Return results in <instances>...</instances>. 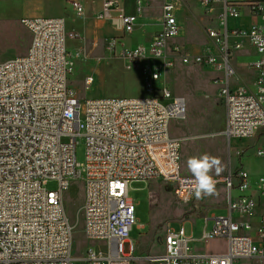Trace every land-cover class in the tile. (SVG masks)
<instances>
[{"label":"built area","instance_id":"1","mask_svg":"<svg viewBox=\"0 0 264 264\" xmlns=\"http://www.w3.org/2000/svg\"><path fill=\"white\" fill-rule=\"evenodd\" d=\"M76 17L85 16L81 0H64ZM144 0H136L138 13ZM205 14L222 7L220 27L209 32L212 44L192 54L169 41L181 36L178 0H164L161 30L149 47H124L120 52L127 70H139L153 89L163 72L174 67V52L181 62H194L222 74L219 97L226 109L222 136L248 140L264 132V25L249 31L229 28L228 20L247 8L262 17L258 1L196 0ZM116 0H104L99 19H110L123 34H132L136 15L120 12L112 16ZM264 17V16H263ZM264 19V18H263ZM31 34L24 56L0 63V264H74L76 225L70 220L65 193L72 184L83 182L84 200L77 211L87 240L106 246L107 251L89 249L85 264H132L141 260L131 232L138 222L136 205L129 197L134 183H161L170 187L177 200L195 199V178L182 173L180 137L171 124L187 116L185 98L173 97L168 89L161 96L145 98L86 99L82 103L69 85L73 63L67 47L76 40L68 33L66 20L59 17L23 18ZM120 42V41H119ZM118 42V43H119ZM117 41L109 48L115 52ZM248 45L258 59L248 67L256 74L255 92L233 89L235 69L231 61ZM96 83L94 74L85 78V88ZM172 103L163 105L160 99ZM85 139L86 160L79 164L77 140ZM245 151L237 152L240 158ZM264 157V147L256 153ZM213 177V176H212ZM216 188L223 184L229 215L205 218L200 237L175 232L168 225L162 240L165 252L143 258L149 264H264V177L254 187L250 174L240 168L224 180L213 177ZM234 179L238 182L236 186ZM55 182L57 187L49 189ZM241 193L233 197V190ZM227 241L219 254H195L194 242ZM126 244H129L128 251Z\"/></svg>","mask_w":264,"mask_h":264},{"label":"rangeland","instance_id":"2","mask_svg":"<svg viewBox=\"0 0 264 264\" xmlns=\"http://www.w3.org/2000/svg\"><path fill=\"white\" fill-rule=\"evenodd\" d=\"M43 0H0V63L24 56L31 44V34L23 26L21 20L30 17L37 12V2ZM47 9L43 17H62L66 20L68 33H75L76 40L68 42V49L73 63L72 72L69 75V85L78 99L84 103L86 99H116V98H145L149 95L161 96L164 89L171 91L173 97L185 98L187 104V116L183 121H175L171 124V133L180 137L182 142V173L193 176L188 167L190 157H199L208 154L220 160L219 174L216 166L209 171V175L224 180L230 170L236 172L240 168L246 170L251 176V183L255 187L264 177V157H257L258 150L264 147V132L258 137L248 140H232L229 142L222 136L225 130L226 109L219 97V91L214 81V75L210 73L208 66L190 62L184 64L179 56L170 52L174 58V67L163 72L161 80L153 83L151 91L146 77L139 70H127L120 52H112L108 42L102 40L94 33H83L86 26L85 17H76L71 6L64 0H44ZM125 6L127 13L137 12L135 0H119ZM149 7L143 10L145 15H156L160 17L163 0H147ZM181 7L187 13L182 19L183 28L181 36L169 41L173 43L172 48L182 47L184 51L192 54L206 50L212 43L209 32L218 29V22L209 18L204 9L196 0H178ZM237 1V0H236ZM262 6L264 16V0H256ZM98 4L100 0H96ZM95 2L90 3V7ZM264 17L258 21L264 25ZM98 20V19H97ZM153 29H136L133 34L121 38V43L127 47L144 44L149 37L146 34L154 33L160 28V20L154 23ZM104 37L118 40L122 33L108 22L101 31ZM154 35H150L153 38ZM150 40V39H149ZM119 42V41H118ZM117 42V43H118ZM241 62V61H240ZM210 68V67H209ZM246 74L245 70H240ZM94 73L97 81L89 89L85 88V78ZM247 79L253 83L256 74L249 72ZM173 99H160V103L168 105ZM245 151L240 158L237 152ZM76 157L79 164L85 163L86 146L85 139L79 137L77 140ZM237 186L238 182L234 179ZM57 184L51 182L49 189H55ZM241 193L238 189L233 190V197L237 198ZM226 188L223 184L216 188L211 199L203 196L200 200L208 202V207L203 210L204 215L195 214V199L190 203L181 204L170 187L161 183H134L129 190V197L136 205L138 222L131 232V239L138 248V253L143 256H157L165 252L162 240L165 232L170 228L178 232L184 226L187 235L192 231L200 235L205 229V218L210 219L208 230L214 226V217L222 218L229 215L226 200ZM65 205L67 214L76 225L74 234L73 254L76 259L74 264H85L83 261L89 249L94 251H107L105 245L87 240L84 235L82 220L78 221L77 211L83 204L84 190L83 182L72 184L69 191L65 193ZM193 207V208H192ZM192 215V216H191ZM191 216V221L183 225V221ZM140 226H144L141 229ZM204 244L194 245L196 250L204 249ZM206 245V244H205ZM227 241L223 239L212 240L208 243L211 251L222 252L227 249ZM128 251L129 244H126ZM137 253V254H138ZM132 264H149V261L141 258ZM243 264H250L244 262Z\"/></svg>","mask_w":264,"mask_h":264},{"label":"crops","instance_id":"3","mask_svg":"<svg viewBox=\"0 0 264 264\" xmlns=\"http://www.w3.org/2000/svg\"><path fill=\"white\" fill-rule=\"evenodd\" d=\"M116 1H118L119 7H116L115 6L113 8V10H112V16L113 17H116V16L119 15L120 12L125 13L126 15H136L137 16V22H136V26H135V31H136V29H138V27H140L139 29H142V30L143 29H146V28L148 30L149 29H153V27L156 26L154 23L157 20H160V28H159V30L157 32L154 31V33H151V34H146V35H148V37H149L150 40L148 39V41H146L144 44H141V45H145L146 47H149L150 44H151V42L153 41V39L157 35V33L161 30V16H162V6H163V3H164V0H163L162 4L160 5V8H161V15H160V17H158L156 15H149V14L145 15L143 13V10L146 7H149V2L147 0H144L143 1L141 13H138V9H137V12L136 13H133V14L127 13V11L125 9V6H124V4L122 2H120L119 0H116ZM230 1L238 2V1H247V0H237V1L236 0H230ZM81 2H82V4L85 7V16L84 17L86 19V26L84 27V32L83 33H94L96 36H98L102 40L107 41L108 42V46H109L113 41H115L114 38L104 37L102 35L101 31L103 30V28L105 27V25L108 22H112V21L110 19H99V14H101V12L103 10L104 0H100V3L99 4H98V2H96V0H81ZM91 2H95V4L90 7V3ZM37 4H38L36 6L37 12L35 14H33L32 16L28 17V18H35V17H43V16H45L46 9H47V5H46L47 3H46V1H44V0L43 1H39V3L37 2ZM184 10L185 9L182 8V17L179 19V23H180L181 29L183 28L182 19H184V18L187 17V13H183ZM221 12H222V7L221 6H216L214 8V10H213V13L208 14L209 15L208 17L215 19L218 22V25H220L219 17H220ZM24 18H26V17H24ZM59 18H62V17H59ZM260 18L261 17H256L255 15H253L250 12L249 9L243 8L242 11H241V16L239 18H237V19H229L228 20V26H229V28H233V29H242L244 31H249L254 24H257L258 23V21H259ZM259 25H262V24H259ZM150 35H154L153 38H150ZM124 36L125 35L122 34V36L119 37V39L116 40V41L117 42L118 41H121V38H123ZM170 45L172 47L173 46V43H171ZM137 46H139V45L127 47L126 45H124L121 42H119L116 45L115 52H121L124 47H127V48H135ZM67 47H68V43H67ZM257 59H258V56H257L255 50L253 48H251L250 46H248V45H246L243 50L236 52L235 56L233 57V59L231 61V64H232L233 68L235 69V76L231 80V87L233 89H237V88H240V87H244V88H246L251 93L252 92H255V81H253V83L250 82L247 79V75L246 74H248L249 72L255 74V72L252 69H250L248 67V65L251 64V63H253V62H255ZM242 69L245 70V73L246 74H242V72L240 71ZM207 70H209L210 73L214 75V78H213L214 81H213V83L216 84V86L218 88V91H219V89L222 86L221 81H222L223 75L222 74L215 73L209 67H208ZM92 74H94V73H92ZM95 78L97 79L96 75H95ZM208 198L211 199V196H208ZM208 202L209 201H206V202L203 203L200 199H196V201L194 203V207L196 208V210H195L196 213L195 214L204 215L203 210L205 208H202V207H206V209L208 207H211V206H208ZM191 216L188 219H186L185 221L182 222L183 225L184 224H187V223H189L191 221ZM182 227H184V226H182ZM140 228L141 229H144V226H140ZM200 235H197L196 232L192 231L191 235H189V236H191V237H193V238L196 239V238L200 237ZM197 244L200 245V244H204V243L194 242L192 244L193 249L195 251V254H198V255H204V254H219V253H224L226 251V250L225 251H222V252L211 251V250L208 249V243L206 245L205 244L203 245L205 247L204 249L196 250L194 248V245H197ZM137 253H138V248L136 246V255L139 258H142V257L143 258H146V257H148V256H143V255H140L139 253L138 254Z\"/></svg>","mask_w":264,"mask_h":264},{"label":"clouds","instance_id":"4","mask_svg":"<svg viewBox=\"0 0 264 264\" xmlns=\"http://www.w3.org/2000/svg\"><path fill=\"white\" fill-rule=\"evenodd\" d=\"M188 167L195 178V196L197 199L203 196H211L216 192L217 181L209 175V171L216 166V172L219 174L221 171L219 165L220 160L208 154H203L199 157L193 156L188 160Z\"/></svg>","mask_w":264,"mask_h":264},{"label":"bare ground","instance_id":"5","mask_svg":"<svg viewBox=\"0 0 264 264\" xmlns=\"http://www.w3.org/2000/svg\"><path fill=\"white\" fill-rule=\"evenodd\" d=\"M31 45V44H30Z\"/></svg>","mask_w":264,"mask_h":264}]
</instances>
